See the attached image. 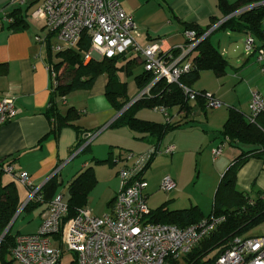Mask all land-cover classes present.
<instances>
[{
    "label": "built area",
    "instance_id": "1",
    "mask_svg": "<svg viewBox=\"0 0 264 264\" xmlns=\"http://www.w3.org/2000/svg\"><path fill=\"white\" fill-rule=\"evenodd\" d=\"M16 2L19 0H9ZM250 6L242 7V13ZM32 17L43 21L47 36L36 35L41 46H50L51 52L60 53L75 49L84 33L90 36V50L83 56L84 62L102 60L126 55L136 51L143 58L144 69L154 73L155 80L163 78L167 82L180 84V77L192 70L189 53L209 33L197 36L195 30H185L186 44L178 56L165 54L159 43L152 41L142 46L138 43L137 24L134 17L123 9L120 0H43L33 10ZM4 19L0 15V22ZM56 38V44L52 39ZM251 36L246 38V51L254 46ZM258 61H264V50H258ZM50 74L51 91L59 85L58 73L52 65H47ZM153 83L138 92L139 100L150 95ZM190 101L202 97L207 110L222 107L212 92L203 94L180 84ZM250 121H254L264 111V99L259 91L252 92L250 99ZM177 107V106H176ZM156 106L169 124L185 123L184 111L178 108ZM20 113L15 96H0V126L15 119ZM99 134L87 132L81 151ZM176 146L151 145L142 153L127 151L115 157L121 164L118 175L120 189L114 200L111 213L96 215L89 207L81 208L74 216H68V200L64 193L57 192L50 201L44 202L40 214L38 231L19 234L12 248V255L19 264H190L189 255L206 236L214 232L224 221V216L211 215L187 227L174 224L151 222V209L147 203L146 188L149 183L144 178L146 166L153 157L174 154ZM214 158L223 154V144L212 149ZM77 152V153H78ZM25 187H31L28 202L41 187L32 183L27 172L15 171L12 165L5 168ZM177 182L165 175L160 184L163 192H171ZM69 260V261H68ZM211 264H264V235L236 237L226 249L218 253Z\"/></svg>",
    "mask_w": 264,
    "mask_h": 264
},
{
    "label": "crops",
    "instance_id": "2",
    "mask_svg": "<svg viewBox=\"0 0 264 264\" xmlns=\"http://www.w3.org/2000/svg\"><path fill=\"white\" fill-rule=\"evenodd\" d=\"M226 1L227 3L234 4L238 0ZM42 2L43 0H19L16 2L0 0V15L5 16L12 10L19 8L24 14H26V20L28 23L26 29L16 31L7 27L10 18L8 19L5 16L0 22V96L5 94L14 95L15 100H17V105L20 108V113L15 119L0 126V160L5 161L13 159L12 166L14 170L16 172L23 171L29 173L32 177L33 185L37 187H42L43 183H45L55 172L58 173L59 180L64 182V179H73L78 175L83 170L82 167L91 166V163L89 164L87 161L77 162V157L75 156L77 153L73 155L79 137L76 126L82 131L100 129L102 132V130L105 129L103 132H107L109 129H113L109 126L119 116V112L111 106L105 95L107 76L103 74L105 78L102 81V88L101 90L99 89L96 96L88 98L86 110L81 109V106L77 104V101L71 99L70 94L65 96L63 102L58 99L59 108L62 113H66L68 107L76 109L79 113L76 120L69 121L70 123L63 127H58L56 120L53 117H51V119L47 117L45 110L50 105L52 95L50 74L48 73L45 62L48 52L45 53V50L40 48V43L37 42L35 38L36 35L43 36L46 28L43 21L36 20L39 23H37V26L35 25L36 28L30 26L28 21V17L35 19L32 17L31 13ZM120 2L123 9H125V11L136 20L137 32H139L137 41L142 46L155 41L161 45L165 54H170L172 50L181 49L186 44L184 33L186 23H194L201 28H206V26L217 22L210 28V41H212L218 51H220L225 57L227 55L235 54L231 59L227 58L229 66L224 75L216 77L211 70H208L213 73L214 77H216L215 80L208 84L203 78L204 74L208 71H202L199 79L193 85V89L195 90L212 92L226 105H222V107L217 109L207 110L204 109L198 101H192L191 103L193 106L188 118L191 119L189 125H192L198 120V118H203L204 122H207L210 131L206 130L208 136L205 138L203 145L206 144V150L209 151L210 154H213V151H211L212 148L222 144L223 150L226 147L231 151L228 153L229 156L228 154L223 156L225 150L223 151V154L217 158H214L213 156L214 172L216 175V181L213 188L214 190L215 187L218 189L224 173L241 151L237 144L234 146L230 143L228 138L224 140L220 133L223 130V124L229 116V110L236 109L245 115L249 114V110L244 111V109L250 104L252 92H262L258 76L255 77L256 75H253L255 72H247L250 68L254 69L255 67L249 68V66L245 65L240 66V63L242 61L243 63H246L254 57V62L256 60V63L262 65V71H264V62H259L257 60V53H249L247 51L245 54H237L236 49L238 50V46L243 40V34L245 39L247 38L246 33L235 31H214L218 24L223 22L226 18L219 7L218 0H120ZM47 35H49L48 32ZM246 55H248V57H246ZM194 56L195 55H193V57ZM193 57H188L187 60L191 61ZM129 60H133V62L128 64L123 72L132 73L135 77L136 74L145 70L143 58L138 52L133 50L126 55H123L119 63L125 64ZM137 68H139L140 71L136 72ZM229 69L232 70L228 71ZM247 73L250 77L252 76L250 80L251 84H249V87L246 86L247 92L245 91L242 95L245 101H241L240 95L234 94L236 88H238V86L236 88L235 86L237 83H243ZM121 79L123 81L122 76ZM263 94L264 93H262V96ZM89 111L97 120L95 123L97 125L95 126L89 124L86 125L85 121L82 119L83 117L81 115H87ZM210 111H213L212 115L209 114ZM125 127H120L119 129H125ZM103 132L99 134L102 135ZM134 133L136 134L134 135V139L142 142H130L131 144L124 145V143H120L119 141H115L114 143L112 139H110V141H104V138L101 136L96 139L94 138V140L90 142L91 150L95 153V159L102 161L106 160L101 163H95L97 166L96 169L103 166L108 168V175L103 173L100 179L99 176H96L97 182H100L101 179L104 180L107 176H109V179L113 182L111 188L113 191L110 192L111 194L107 201L110 210L107 213L113 211V201L117 196L120 186L118 171L121 164L114 162L115 157L117 155H124L127 151H134L135 153L136 150L130 148L137 149L138 152H136L139 154L153 144L148 138L141 139V134ZM115 136L118 137V135ZM114 144H117V146H114ZM118 145L126 146L127 148L125 147V149ZM179 148H181L180 145L176 147V150ZM110 151H112V154H110ZM93 169L96 170L95 167H93ZM147 170L144 173V178L147 179L149 183L145 190L148 201L151 193L147 190L151 185L150 180L148 179L149 176ZM97 171L99 170H96V172ZM237 174L236 187H238V190L240 189L250 194L260 191L264 197L263 159L260 160L258 158L250 157L238 170ZM7 175L11 177L10 174ZM70 180L71 179H69L68 182ZM175 180L177 182V187L171 191L172 194H169L161 203L168 202V207L170 209L179 210L181 209H177L179 206H170L171 200H178L179 195L181 196L180 193H182L181 189L178 190L179 179L176 178ZM160 184L161 182L158 184V190L160 189ZM25 189L28 193L26 187ZM68 196H66L67 200ZM20 198H22V194H20ZM22 199L24 200V198ZM214 201L208 212H205V210L202 209V203L200 201L195 200L196 204L194 205L199 206L202 213L209 215L213 209ZM41 207H37L32 211V213L34 212V217L40 219V214L43 211Z\"/></svg>",
    "mask_w": 264,
    "mask_h": 264
},
{
    "label": "trees",
    "instance_id": "3",
    "mask_svg": "<svg viewBox=\"0 0 264 264\" xmlns=\"http://www.w3.org/2000/svg\"><path fill=\"white\" fill-rule=\"evenodd\" d=\"M263 3L264 0H238L234 4L227 3L226 0H218L219 7L226 18L223 22L218 24L214 31L246 33L247 37L251 36L255 41L251 52H248L257 53L258 57V50H264ZM245 6H250V8L242 11V13H236ZM5 16L8 19L10 18L7 26L9 29L22 31L28 27L26 14L19 8L12 10ZM5 16L3 15L4 18ZM216 23L217 22H214L213 24ZM212 25L201 28L194 23H186L184 30H195L197 36L200 37L210 31ZM210 34L211 32L189 53L188 57L193 55V53L195 55L191 60L193 68L179 78L180 84L196 92L198 91L201 94L207 91L193 89V85L199 79L201 72L211 70L216 77H221L226 73L229 66L227 58L218 51L212 41H210ZM90 43V36L84 33V36L75 49L58 53L60 60L57 63L52 60L53 54L50 46L48 45L47 47L48 54L45 62L48 66L49 64L52 65L54 71L58 73L59 85L52 91L50 105L45 110V114L49 119L53 117L58 127L68 125L70 123L69 121L76 120L79 115L73 107H68L67 112L62 113L59 108V101L63 102L65 100V95L75 89L90 88L100 75L105 74L107 76L105 95L111 106L114 107L117 112H121L124 106L133 100V98H129L127 94V82L124 80L122 81L120 76L127 65L133 62V60H129L125 64L119 63L123 56L121 55L109 59L103 58L102 60L84 62L83 56L85 52L90 50ZM171 53L173 57H176L180 53V49L172 50ZM134 81L137 83L138 92L153 83L149 92L150 95L132 103L129 108L124 110V112L110 124V128L127 126L137 134H141V139L148 138L149 141L151 140L153 142L152 145L158 146L161 145L167 133L191 122V119L188 118L193 106L191 103L192 101H190L184 91H182L180 84L175 82L169 83L163 78L155 80L154 73L146 69L136 74ZM197 101L206 109L205 102L201 96L198 97L195 102ZM161 105L168 108L177 106L176 108H178V110L184 111L185 123L169 124L167 121L160 123L150 119H143L137 115V112L143 107L154 109L156 106ZM250 115H252V112L245 115L236 109H230L229 116L223 124V130L220 132L221 136L224 140L228 138L230 143L234 146L237 144L241 151L224 173L214 197L213 209L209 215L202 213L197 205H192L189 208H181L179 210L170 209L168 207V202L151 210V214L149 215L151 222L169 223L181 227L190 226L211 215L225 217V221L193 249V252L189 255L188 263L190 264L213 263L216 257L212 259L209 258L211 253L214 252L216 253L215 256H217L218 253L226 249L236 237L257 236H249L246 235V233L253 229V227H257L264 223V197L261 192L256 191L250 194L240 189L238 190V187H236L238 170L250 157L264 160V111L260 112L253 122L249 119ZM76 129L79 137L74 151L84 144V134L100 130L82 131L78 126H76ZM86 151H91L90 143L81 150V153ZM110 154H112V151H110ZM154 159L155 157L151 159L146 166V170L150 168ZM94 160L95 163L106 161ZM12 161L13 159L5 161L0 160V235L8 228L12 219L19 212L20 206L24 203V200L20 198L19 188L17 186L18 181L13 176H11V180L6 184L2 183V178L7 174L5 168L12 165ZM95 173L93 166H91L83 169L68 182V218L76 215L81 208L87 206L90 192L97 181ZM58 176L57 173L43 183V186L37 191L35 196L22 208L16 220L23 212L31 214L35 208L41 206V209H43L44 202L50 201L55 197V193L59 192L60 186L64 184L59 180ZM26 188L29 193L31 187ZM13 226L6 234L5 238L0 242V261L2 264H10L9 260L6 258L12 253L15 239L19 235V233H12Z\"/></svg>",
    "mask_w": 264,
    "mask_h": 264
},
{
    "label": "rangeland",
    "instance_id": "4",
    "mask_svg": "<svg viewBox=\"0 0 264 264\" xmlns=\"http://www.w3.org/2000/svg\"><path fill=\"white\" fill-rule=\"evenodd\" d=\"M28 21H29L30 26H32L33 28L34 27L36 28L37 23H38L36 19H32L28 17ZM47 32L48 30L44 31L43 37L47 35ZM242 39H243L242 42H240L238 46V50L236 49L237 54H245V52H247L246 45H245L246 39L244 37V34L242 36ZM57 42L58 41L56 40V38L52 40L53 44H56ZM40 48L45 50V53L48 52L46 46H41L40 44ZM52 54H53L52 60L55 63L59 62L60 59L58 57V53L54 51ZM193 55H191L190 57H193ZM233 55L235 54L227 55L226 58L231 59ZM246 57H248V55H246ZM257 64L258 63H256V60L254 62V57H253L246 63H243L242 61L240 63V66L245 65V66H249V68L255 67L254 69L250 68L249 70H247V72L248 73L255 72L253 75L254 76L256 75L255 77L258 76L260 80L259 82L260 87L262 88V92H261V95H262V93H264V71H262L263 66L260 64L258 65ZM231 70L229 69L228 71H231ZM138 71H140L139 68H137L136 72ZM248 73H247V76H245L243 83H237V85L235 86V88L237 86L238 88H236L234 94H239L241 101H245L242 95L243 93H245L247 89L246 86L249 87V84H251L250 80L252 76L250 77ZM121 76L123 80L128 82L127 94L129 98L134 99L138 93L137 83L134 81V75L129 72H122ZM104 78L105 77L103 75H100L93 82V85L90 88L75 89L74 91H71L67 93L66 95L70 94L71 99L76 100L77 104L81 106V109L86 110L87 104H88V98L91 96H96L98 94L99 89L101 90L102 88V85H103L102 81L104 80ZM203 78H204V81L209 84L213 80H215L216 77H214L212 72L208 71L207 73L204 74ZM251 87H254V86H251ZM253 89L256 90L255 88ZM262 97L264 99V94ZM222 105H226V104L223 103ZM247 110L250 111V104L244 109V111H247ZM212 113L213 111H210L209 114L212 115ZM137 115L143 119H146V120L150 119V120H154L160 123L166 121V117L164 116L162 112L155 111V109L150 108V107L141 108L137 112ZM81 116L83 117L82 119L83 121H85L86 125L88 124L94 125V126L97 125L95 124L97 120L95 119L94 115L90 111L87 115L82 114ZM211 127H215V126H211ZM104 130H102V132ZM206 130H209L207 122H204L203 118H198V120H196L192 125H189V123L188 124L186 123L182 126V128L174 129V131H170L169 133L165 135V137L162 140L163 142L161 143L162 148L167 145H174L176 147L180 145L181 148L176 150L174 154H163V155L156 156L152 162V165L147 170V174L149 176L148 179L150 180V185H151V187L148 188L147 190L151 193L147 203L149 204V207L151 210H154L157 206L162 204L161 202H163V200H165L169 194L170 195L172 194V192L167 193V192H163L160 189L158 190L159 182H162L163 177H165V175H169L174 179L176 178L179 179L180 182H178L179 183L178 190L179 189L182 190V193H180L181 196L179 195L178 200L177 199L174 200L171 198L172 199L171 205H170L171 207L179 206L177 209L189 208L191 207V205L196 204L195 200H198L202 203L201 207L203 210H205V212L210 211L213 201H214L213 199L216 194L217 188L215 187V190L213 188L214 183L216 181V175L214 172L215 169H214L213 154L212 153L210 154V152L206 150V144L203 145L205 138L208 136ZM102 132L99 130V133H102ZM115 135H118V137H116ZM134 135L136 134L126 126L125 129H119V128L109 129L107 132H103L102 135L101 134L97 135L95 139L101 136L102 138H104L103 139L104 141H110V139H112L114 143L115 141H119L120 143H124V145H126V144H131L133 142L139 141V140L136 141L134 139ZM139 142H142V141H139ZM114 146H117V144H114ZM118 146L124 147V148L126 147V146H120V145ZM79 149L80 147L77 148V150L73 152V155L76 154ZM130 149L136 150L138 152V150L135 148L134 149L130 148ZM148 149H146L145 151H147ZM224 150L225 152L223 156L231 152L226 147L224 148ZM136 151H135V154H138ZM131 152L134 153V151H131ZM80 153L81 151H79L75 155L77 157V162L87 161L89 164L91 163V166L95 167V169L97 168V166L95 165V160H94L95 153L92 150L83 152L81 154ZM91 166H85V167H82V169H85ZM96 170H99V171L96 172ZM96 170H95L96 172L95 175L99 176V179L103 175V173L105 175H108L107 174L108 168L106 166L100 167ZM69 179H72V178H68L67 180L64 179V182H63L64 184H62L59 188V192L64 193L65 196H68V180ZM10 180H11V177L5 174V176L2 178V183L6 184ZM120 184H121V180H120ZM112 185H113V182L109 179V176H107L104 180L101 179L100 182L96 181V184L93 186L90 192L87 205L92 210V212H95L96 215L103 216L105 215V213H107L110 210L109 206L107 205V201L111 194L110 192L113 191L111 189ZM17 186L19 188V193L22 194V198H24V201L27 200L29 198L28 197L29 194L27 193L25 186L22 185L19 181L17 183ZM119 189H120V186H119ZM14 223L15 224L12 228L13 234L15 233L27 234V233H33V232L38 231L41 221L38 217H34V212L32 214L23 212ZM246 235H249V236L264 235V223L257 227H253V229L249 230L246 233ZM215 255L216 253L213 252L209 255V258L212 259L213 257H216ZM6 259L9 260L10 264H19L18 261L14 259L12 253H10ZM0 264H2L1 261H0Z\"/></svg>",
    "mask_w": 264,
    "mask_h": 264
},
{
    "label": "water",
    "instance_id": "5",
    "mask_svg": "<svg viewBox=\"0 0 264 264\" xmlns=\"http://www.w3.org/2000/svg\"><path fill=\"white\" fill-rule=\"evenodd\" d=\"M264 4V3H263ZM135 102V99H133L130 103H128L127 105L124 106V109L119 112V115L122 114L124 112V110H126L127 108L130 107V105L132 103ZM55 174H57V172H55L51 177H53ZM50 177V178H51ZM49 178V179H50ZM28 203V199L26 201H24V203L20 206L19 208V212L15 215V217L12 219V221L10 222V224L8 225V228L0 235V242L5 238L6 234L8 233V231L11 229V227L14 225V221L16 220V218L18 217V215L20 214V212L22 211V208Z\"/></svg>",
    "mask_w": 264,
    "mask_h": 264
}]
</instances>
